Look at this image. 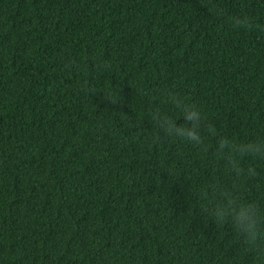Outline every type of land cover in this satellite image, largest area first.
Masks as SVG:
<instances>
[{
	"label": "trees",
	"instance_id": "1",
	"mask_svg": "<svg viewBox=\"0 0 264 264\" xmlns=\"http://www.w3.org/2000/svg\"><path fill=\"white\" fill-rule=\"evenodd\" d=\"M0 264H264V0H0Z\"/></svg>",
	"mask_w": 264,
	"mask_h": 264
},
{
	"label": "clouds",
	"instance_id": "2",
	"mask_svg": "<svg viewBox=\"0 0 264 264\" xmlns=\"http://www.w3.org/2000/svg\"><path fill=\"white\" fill-rule=\"evenodd\" d=\"M249 223H250L251 226H254V224L252 223V221H249Z\"/></svg>",
	"mask_w": 264,
	"mask_h": 264
}]
</instances>
